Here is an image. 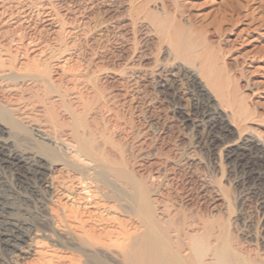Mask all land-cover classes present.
Listing matches in <instances>:
<instances>
[{"label": "bare ground", "instance_id": "1", "mask_svg": "<svg viewBox=\"0 0 264 264\" xmlns=\"http://www.w3.org/2000/svg\"><path fill=\"white\" fill-rule=\"evenodd\" d=\"M159 1L0 0V167L14 172L25 192L19 202L36 214L29 223L1 221L0 260L264 264L223 233L221 186L201 177L204 193L212 190L208 212L184 208L164 192L168 167L180 158L197 165L196 156L160 151L151 154L149 169L136 170L129 160L122 139L143 134L128 115L146 94V81L156 93L172 89L179 100L187 92L199 100L212 142L223 144L229 127L215 103L227 88L223 52L205 46L198 23L177 22L174 12L185 0H173L172 15ZM178 113L189 119L182 107ZM226 159L242 172L239 181L262 186V140L249 134L234 141Z\"/></svg>", "mask_w": 264, "mask_h": 264}, {"label": "rangeland", "instance_id": "2", "mask_svg": "<svg viewBox=\"0 0 264 264\" xmlns=\"http://www.w3.org/2000/svg\"><path fill=\"white\" fill-rule=\"evenodd\" d=\"M165 2L167 7L170 6L168 12L172 15L175 11L172 5L173 0H165ZM182 2L178 12H174L177 15L174 14L177 22L184 25L187 19H191L192 22L198 23L196 24L197 32L201 31L207 40L205 46H208L209 50L212 49V52L220 49L225 55H223V65L227 66H223L222 78L225 84L223 87L228 89L225 88V91L223 88L225 91H223V101L216 98L215 103L221 109L223 117L228 120L227 137L223 140V144L220 141H211L208 118L203 115L200 101L195 100L191 94L181 93L182 98L179 100L170 94L173 93L172 89L166 91L160 89L161 92L156 93L146 81L141 84V89L144 93L146 92L147 97L143 94L137 108H132L134 112L129 111L130 118L127 116L129 125L134 129H140V133L143 131V134H131L122 140L128 142H126L130 150V156L128 155L130 159H128L134 168L148 167L149 169L152 162L151 154L163 151L169 155L174 148H180L190 156H196L199 163L192 165L193 167L185 163L184 158L174 161L168 167L171 178L168 175L169 185L164 192L180 201L184 208L208 212L213 205L210 200L212 190L204 193L205 187L201 177L212 181L214 186H221L223 205H219L221 208L219 214L223 217V227L225 226L223 233L227 231L226 234L233 239L234 245L241 246L244 252L247 251V254L255 255V258L264 262V197H262L264 183L261 184L262 186H257L247 180L239 181L242 172L226 159L228 150L234 147V141L236 144L249 134L255 135L264 142V0H185ZM156 6H159L158 3ZM116 53L119 54L115 51L113 55ZM153 54L160 60L161 53L157 54L155 51ZM219 61L221 64L222 60ZM108 63L118 68V64ZM224 77H228L227 81ZM169 83H166L167 87ZM145 98H152L151 102L148 101V103ZM181 107L189 114L187 121H184L183 116L178 113ZM137 135L140 137L136 140ZM22 195H25V192L17 185L14 172L9 168L0 167V224L1 221L10 218L27 223L33 222L36 215L34 208L31 204L25 205L24 202H19L18 197ZM26 211L29 212L28 215ZM5 216L8 218L6 219ZM2 224L0 231L5 227ZM45 243L48 244V242ZM2 257L3 261L7 259L6 255ZM2 260L0 264H8L5 261L3 263Z\"/></svg>", "mask_w": 264, "mask_h": 264}]
</instances>
